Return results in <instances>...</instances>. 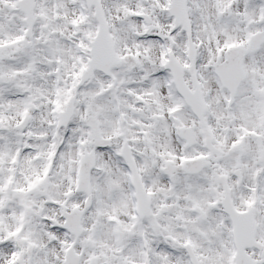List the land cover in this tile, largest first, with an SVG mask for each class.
Listing matches in <instances>:
<instances>
[{"label":"snow or ice","instance_id":"1","mask_svg":"<svg viewBox=\"0 0 264 264\" xmlns=\"http://www.w3.org/2000/svg\"><path fill=\"white\" fill-rule=\"evenodd\" d=\"M0 264H264V0H0Z\"/></svg>","mask_w":264,"mask_h":264}]
</instances>
